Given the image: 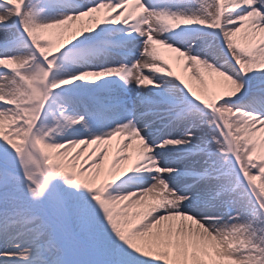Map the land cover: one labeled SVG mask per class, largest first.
<instances>
[{"label": "snow or ice", "instance_id": "1", "mask_svg": "<svg viewBox=\"0 0 264 264\" xmlns=\"http://www.w3.org/2000/svg\"><path fill=\"white\" fill-rule=\"evenodd\" d=\"M0 264H264V0H0Z\"/></svg>", "mask_w": 264, "mask_h": 264}]
</instances>
